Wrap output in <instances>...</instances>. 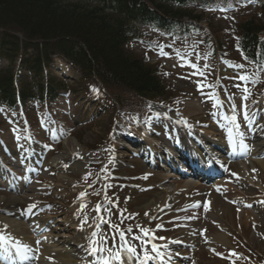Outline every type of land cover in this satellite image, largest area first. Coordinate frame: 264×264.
Listing matches in <instances>:
<instances>
[{"label": "rangeland", "instance_id": "1", "mask_svg": "<svg viewBox=\"0 0 264 264\" xmlns=\"http://www.w3.org/2000/svg\"><path fill=\"white\" fill-rule=\"evenodd\" d=\"M226 3L227 0L197 3L195 10L203 19L186 33L164 32L152 24L137 23L128 48L155 68L166 87L161 99L140 98L118 88L93 90L62 61L66 67H53L49 73L72 80L67 81V90L54 102L31 101L20 111L0 105L2 159L13 160V155L8 157L5 153L15 152L20 156L19 160L15 156L19 163L30 166L40 163V175L49 173L47 181L39 180L43 187L37 193L16 195L40 196L33 207L47 210L54 224L58 219L74 216L73 208L77 212L80 209L79 213L87 220L85 226H94L98 234L96 239L108 238L106 247L120 243L112 225L127 230L132 227L127 240L140 252L141 242L132 237L142 235L140 228H146L156 237L152 243L158 248L165 245L178 254V264H264V168L255 164L250 173L252 185L246 184L236 169L239 164L236 161L240 159H232L218 178L220 183L230 181L229 188L217 187L215 180L182 189L180 187L187 182L185 177L167 179L156 161L141 156L142 152L150 155L151 150L132 132L133 129L146 132L153 142L152 157H161L168 149L167 128L175 127L157 111L159 107L165 111L171 109L166 113L180 117L195 131L203 130L217 142L226 139L228 129H236L235 135L240 133L250 146L251 138L243 125V115L252 114L257 116L255 124L262 125L258 134L263 135L259 142L264 143V99L259 102L264 94V70L246 62L238 48V21L246 18L255 5ZM189 62L197 64L203 75H193L194 69L188 66ZM238 64L244 67H235ZM4 65L6 62L0 61V67ZM240 76L247 79L241 80ZM199 82H203V88L198 86ZM219 100L229 104L230 111L222 112ZM136 108L140 110L135 113ZM143 112L145 114L141 115ZM128 137L135 141L131 143ZM68 139H75L85 156L89 153V158L81 160V151L73 148L69 152L75 157L59 171L51 167L50 162L64 151ZM170 154L175 155L173 150ZM27 155L30 159L26 160ZM78 160L81 161L79 170H70ZM219 171L223 173L222 168ZM167 191L166 199L157 203L163 208L161 211L145 208L150 199ZM81 193L85 195L81 197ZM10 196L0 189V214L5 215L11 208L8 207ZM207 201L215 209L223 210L219 212L223 213L220 222L206 216L203 207ZM197 203L200 205L197 216L190 218L187 213L198 208L193 206ZM97 205H100L99 211L95 210ZM17 207L24 209L28 205L23 201L12 209L17 210ZM238 212L251 213L254 220ZM157 225L161 227L158 229ZM66 226L67 223L63 227ZM220 226L230 242L226 246L231 261L226 260L228 255L218 250L220 245L208 236ZM189 228L195 230H187ZM163 236L169 240L196 238V243L193 246L174 244L159 239ZM68 247V244L64 246ZM95 259L93 256L90 260ZM26 264L40 263L34 259Z\"/></svg>", "mask_w": 264, "mask_h": 264}, {"label": "trees", "instance_id": "2", "mask_svg": "<svg viewBox=\"0 0 264 264\" xmlns=\"http://www.w3.org/2000/svg\"><path fill=\"white\" fill-rule=\"evenodd\" d=\"M193 1L0 0V61L7 64L0 67V104L13 108L16 95L23 106L54 101L68 88L65 79L49 73L55 57L93 90L163 98L164 82L128 43L137 23L185 32L202 18L188 6ZM243 1L257 7L238 21V46L245 60L264 68V0Z\"/></svg>", "mask_w": 264, "mask_h": 264}, {"label": "bare ground", "instance_id": "3", "mask_svg": "<svg viewBox=\"0 0 264 264\" xmlns=\"http://www.w3.org/2000/svg\"><path fill=\"white\" fill-rule=\"evenodd\" d=\"M190 108H193V107H190ZM177 128L179 132H177V135L175 136L176 138H172L170 140L171 145L175 147L177 143H183V144H178L179 147L182 148L183 145L186 146L183 139L186 137L192 136L191 139L196 140L198 144L194 146V153L197 156L195 159L199 161H203V164L206 162L205 159L207 157H209L210 159L214 161L218 160V161H222L223 163H227L230 157L226 155L227 150H231L232 152L233 151L242 152L245 155H247L248 159L240 160L239 162L240 164H237V167H236L238 173L243 175L241 176V178L244 180V183L246 184L250 183L252 185V182L250 180L251 178L250 173L252 171L251 169H253L252 161H257L256 163H258L260 166L264 168V162L258 159L259 155L263 153L264 151V147L262 146V144L254 143L252 144L251 148L243 149L241 148L240 145L233 143L230 140L228 142H222L221 143L222 145H221L219 143H215L212 140V138H207L209 136L203 130H201L200 132L198 131L197 134H193L191 132V128L184 127L183 123L178 125ZM133 131L138 132L136 129H133ZM201 133H203L204 136ZM139 136L142 138V140H145V142L150 147L153 146L152 144L153 142L149 141V136L147 135L146 132L143 131L142 133L139 134ZM193 145L194 144L192 143V146ZM73 148L75 150L81 151L82 156L79 157L81 160H85L86 158H89V153H87V155L85 156L86 154L85 151H83V149L79 146L78 142L75 139H68L65 141L64 151L51 160V166L55 167L57 170L60 171V169H62L61 167H63V164H65L66 162H69L70 159L75 157L74 153L70 154L69 152ZM182 149H184L183 151L185 152L187 151V148L183 147ZM80 163L81 161L79 160L76 161L74 164L71 165L69 169L78 171L80 168ZM163 175H165L167 179L169 178L176 179L178 177L176 173H172L169 170H166V174H163ZM48 176H49L48 174L46 176H42L40 180L47 181ZM59 178L62 179L63 176L60 175ZM217 183L218 184H215V185H217V187L219 188L221 187L229 188L227 181H225L224 183H220V181L218 180ZM33 184L35 185L36 183H32V185L26 184L22 187V189H26L28 191H34L37 188H35ZM190 185L192 186L199 185V181L188 180L180 188L186 189ZM225 193L227 194V191H225ZM162 194H163L162 196H155L153 199H150L148 203H146L145 208L147 210H151L154 212L161 211L163 208L161 209V206L158 205L157 203L166 199L169 192L167 191ZM25 199L26 197L19 198L16 196H10L9 204H16L17 202H20V201L26 202L29 200H33L32 198H27L28 200H25ZM210 203L211 202L207 201L205 205L206 207L205 206L203 207L206 213V216L220 222L221 220L220 216L223 213L220 214L219 212H223V210L215 209V207L211 205ZM197 209H199V207L196 208L194 211L187 213V215L190 218L196 217ZM72 211H75V213H74V216H72L70 219H67V220L58 219L56 220V224L52 226V228L50 229V232H48L47 230L43 231V233H41L38 236V238H36L38 239V241H40L39 244L35 243L37 241L36 239L33 240L29 236L31 225L36 222L37 218L28 217V219H26L25 221H22V220H18L17 218H14L13 215L3 216V214H0L1 231H3L4 235H7L8 237H10V243L9 245H7V251H5L4 248H0V264H14L17 262L16 258L8 255L9 247H13V245L16 243L17 240L21 241L22 243H26L32 247L33 251L28 254L32 256V253H35L33 257L34 256L37 257L36 259L40 264H50L49 261L52 262L51 264H85V259L88 260L86 264H91L88 258V256H90V253L87 251V247H88V237L93 232L92 230L93 225L91 227L85 226V220H84L83 214L79 215V213H77V210L75 208H73ZM17 214L18 212L15 211L16 216H18ZM241 214L244 215V217L249 215L250 217L248 216V218L254 220L252 218L251 213L244 214L242 212H238V215L241 216ZM48 217L49 216H46L44 218L48 219ZM58 223H62V224L59 225ZM65 223H67L68 226L63 227ZM36 227H38V225H36ZM190 229L193 231L195 230L194 228H189L187 230H190ZM208 236L211 240L217 242L220 245V248L218 250L228 255V258L226 260L231 261V256L230 254H228L229 249L226 246L228 245V243L230 244V242L228 241L226 234L223 233V228L221 227L215 233L209 232ZM165 242H168V241H165ZM176 242H183L186 244H190V246H192L193 244L196 243V238L180 239L177 237L176 239L172 240V243L175 244ZM66 244H68L69 246L68 249L64 248ZM77 245L79 246L78 247L79 250L75 248V246ZM177 258H178V254L175 251H169V253L167 251V253H165L164 255L165 260L171 261L170 264H176ZM127 264H135V263L128 261Z\"/></svg>", "mask_w": 264, "mask_h": 264}, {"label": "snow or ice", "instance_id": "4", "mask_svg": "<svg viewBox=\"0 0 264 264\" xmlns=\"http://www.w3.org/2000/svg\"><path fill=\"white\" fill-rule=\"evenodd\" d=\"M161 54L166 55L163 52ZM262 55H264V53H262ZM245 59H247V57H245ZM181 66L183 67L185 65L182 64ZM188 66L194 69V72L192 73L193 75L196 74L203 75V73L200 71V67L197 64L189 62ZM205 67H207V65H205ZM235 67L243 68L244 65L238 64L235 65ZM239 79L244 80L247 79V77L240 76ZM198 86L203 88L204 87L203 82H199ZM245 91H247V89H245ZM234 119L235 118H233V120ZM233 175L236 174L233 173ZM80 195L81 197H83L85 194L81 193ZM193 206L198 207L200 205L199 203H197ZM95 210L99 211L100 205H97ZM85 223H87V220H85ZM160 227H161L160 225H157L158 229ZM112 228L119 235L120 243L118 246L114 244L112 247H106L105 245H107V239H108L107 237L101 236L99 240H97L96 238L98 234L95 231L91 233V238L89 239L87 251L90 253V255L96 257V259L93 260L91 264H126V259H133V258L137 261V264H149L150 261H156V260H159L160 264H164V254L161 252L160 248H158V246L155 243H152V240L156 239V237L154 235H150L151 233L150 229L140 228L142 235L132 237L133 240H139L141 242V251L138 252L137 247L134 244H132L131 241L126 239L124 231L119 230L118 226L116 225H112ZM127 231L132 232V229H128ZM144 237H147L148 239H144ZM112 239L113 241H115L116 237L113 236ZM159 239H166V238L159 237ZM9 243H10V237L5 235H0V248H4V250L7 251V245H9ZM36 243L39 244L40 241H37ZM149 244L151 245L150 249L148 248ZM13 248L15 250V253L21 259L23 260L30 259L28 253L33 251L30 245L26 243H22L21 241L17 240L16 243L13 245Z\"/></svg>", "mask_w": 264, "mask_h": 264}]
</instances>
